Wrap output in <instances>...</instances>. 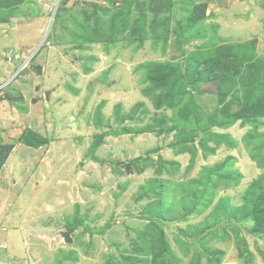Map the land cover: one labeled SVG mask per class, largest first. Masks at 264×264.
<instances>
[{"label":"rangeland","instance_id":"rangeland-1","mask_svg":"<svg viewBox=\"0 0 264 264\" xmlns=\"http://www.w3.org/2000/svg\"><path fill=\"white\" fill-rule=\"evenodd\" d=\"M14 16L0 141H44L3 170L0 264H264V0H0Z\"/></svg>","mask_w":264,"mask_h":264},{"label":"crops","instance_id":"crops-1","mask_svg":"<svg viewBox=\"0 0 264 264\" xmlns=\"http://www.w3.org/2000/svg\"><path fill=\"white\" fill-rule=\"evenodd\" d=\"M11 18H15L14 17H10V20H7L6 18H0V30L1 29H7V31H0V47L1 46H6L7 48H9V52L11 53V56L14 57L15 59V56L18 55L20 53V51L22 52L23 50L22 49H27V48H31L30 45H32V40L30 39V35L28 36H24L23 33H15V34H12L10 31L8 34V37L10 38L12 35V38L9 39V41L6 40V42H4V33H7L8 30L11 28L8 27L10 24L9 23H12L13 20H11ZM2 20V21H1ZM35 20L33 21H29V24L30 27H32L33 29L34 28H37V22H34ZM3 33V34H2ZM15 37V38H14ZM27 38V39H26ZM4 52V50L2 51V53ZM11 60V58H10ZM10 60L7 62V64H3V63H0V79H2L5 74H4V70L7 71V69L9 70L10 68H12V61L10 62ZM14 68V67H13ZM1 104V102H0ZM2 114L3 112L0 111V118H2ZM2 125V123H0ZM2 132H4V129L3 127L1 128L0 127V135L2 137ZM4 138H0V140H3ZM8 139V138H7ZM10 142H7L8 144H5L4 141H0V146L2 145H11V148L10 150L4 154V156H7V160L5 161V163L2 165L1 169H0V181L1 180H4L7 181L8 179H10V177L8 175H3V170L6 171V173L8 172H13L15 170V172L17 174H21L23 175L22 173V170L24 168V165L27 164V160L29 158H31L30 156H32V152L38 150L41 146H31V145H28L26 143H14L12 144L14 141L13 140H9ZM59 146V145H58ZM55 145V143L53 145H51V153L53 155V157L55 158V151L57 150V147ZM58 151V150H57ZM56 160H58V158H55ZM4 161V160H3ZM2 161V162H3ZM8 164V165H7ZM3 198V197H2ZM2 200V203L3 202H6L8 201V197L6 196L5 198L1 199ZM22 217V216H21ZM12 219V217H11ZM22 226V224H21ZM3 228V225L0 227V229ZM7 240H9L8 236H6V233L4 230H0V245H8L6 242ZM10 248V247H9Z\"/></svg>","mask_w":264,"mask_h":264},{"label":"trees","instance_id":"trees-1","mask_svg":"<svg viewBox=\"0 0 264 264\" xmlns=\"http://www.w3.org/2000/svg\"><path fill=\"white\" fill-rule=\"evenodd\" d=\"M43 141H44V139H39V141L37 142L38 144H35V145L39 146L40 143L43 142ZM10 148H11V145H2V146H0V159H1L2 156H4V154H6L10 150Z\"/></svg>","mask_w":264,"mask_h":264},{"label":"clouds","instance_id":"clouds-1","mask_svg":"<svg viewBox=\"0 0 264 264\" xmlns=\"http://www.w3.org/2000/svg\"><path fill=\"white\" fill-rule=\"evenodd\" d=\"M28 62V58H26V60H24L21 64H19L18 68H17V72H19L22 68H24L26 66Z\"/></svg>","mask_w":264,"mask_h":264}]
</instances>
